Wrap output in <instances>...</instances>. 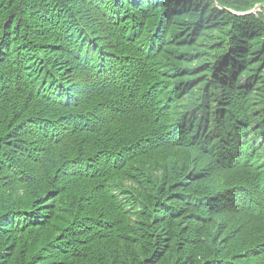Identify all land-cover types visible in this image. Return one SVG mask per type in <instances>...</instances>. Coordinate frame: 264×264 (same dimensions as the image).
Masks as SVG:
<instances>
[{"label": "trees", "instance_id": "obj_1", "mask_svg": "<svg viewBox=\"0 0 264 264\" xmlns=\"http://www.w3.org/2000/svg\"><path fill=\"white\" fill-rule=\"evenodd\" d=\"M0 264H264V0H0Z\"/></svg>", "mask_w": 264, "mask_h": 264}, {"label": "water", "instance_id": "obj_2", "mask_svg": "<svg viewBox=\"0 0 264 264\" xmlns=\"http://www.w3.org/2000/svg\"><path fill=\"white\" fill-rule=\"evenodd\" d=\"M258 8H259V6L255 7L251 12H255ZM240 14H246V13H240Z\"/></svg>", "mask_w": 264, "mask_h": 264}, {"label": "rangeland", "instance_id": "obj_3", "mask_svg": "<svg viewBox=\"0 0 264 264\" xmlns=\"http://www.w3.org/2000/svg\"><path fill=\"white\" fill-rule=\"evenodd\" d=\"M253 13H255V12H253Z\"/></svg>", "mask_w": 264, "mask_h": 264}]
</instances>
